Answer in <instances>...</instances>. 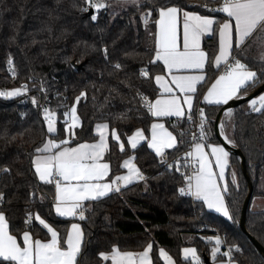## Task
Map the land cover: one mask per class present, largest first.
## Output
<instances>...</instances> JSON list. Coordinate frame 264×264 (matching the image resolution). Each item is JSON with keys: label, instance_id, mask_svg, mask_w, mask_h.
Returning <instances> with one entry per match:
<instances>
[{"label": "trees", "instance_id": "1", "mask_svg": "<svg viewBox=\"0 0 264 264\" xmlns=\"http://www.w3.org/2000/svg\"><path fill=\"white\" fill-rule=\"evenodd\" d=\"M103 2L108 7L92 9L97 15V20L92 21L91 15H87L89 11L79 10L84 6L82 0H0V87L12 90L26 85L28 88L24 95L7 100L0 98V169L5 166L10 169V174L0 171V193L3 194L0 212L6 216L10 233L19 243L25 230L30 231L33 239H50L35 221L36 214L61 236L76 221L54 214V185L40 182L31 168L30 154L50 138L40 109L32 103L35 97L39 104L44 102L45 107L56 113L58 134L52 138L57 141L69 138L65 128L70 121L65 123L64 113L73 104L79 126L72 130L70 146L95 141L94 126L99 123H106L110 131H117L125 148L121 151L118 143L109 137L104 160L110 165V180L122 173L121 162L131 155L146 177L119 193L84 204L87 210L85 219L80 220L83 243L78 264H109L99 253H109L113 246L121 251L141 252L148 243L153 244V264H164L159 255L161 250L169 253L175 264H192L180 255L181 249L188 246L196 250L200 264H204L203 255L212 264H220L228 259L222 255L226 252L222 244L228 249L233 246L231 257L237 264H264V257L250 240L252 237L264 247V210L251 209L253 199L264 198V115L249 112L244 103L233 109L232 117L225 122L226 132L245 159L247 177L253 188L245 215L248 235L239 227L248 185L237 155H230L237 185L232 184L230 173L226 177L229 191L225 194V203L232 217L227 220L178 191L184 186L182 173L189 174L188 167L179 160L181 152L189 147L187 133L175 132L182 143L167 152L168 159L173 161L171 170L160 165L146 141L136 149L128 146V137L138 129L148 138L152 122L138 93L153 100L159 93L154 77L165 72L163 65L154 61L158 17L154 10L161 5H177L185 11L207 14L204 6L217 8L221 0H140L143 7L139 8L120 0ZM147 11H153V15L145 25L141 14ZM215 17L221 19L223 14L215 13ZM105 46L107 60L102 51ZM202 46L209 60L205 80L196 93L197 102L218 74L213 67L218 34L205 38ZM256 51L252 47L247 52L248 63L260 72ZM9 58L13 61L15 76L9 72ZM117 61L122 65L119 70L113 68ZM142 69L148 71V76H140ZM261 79L264 80V74ZM41 82L47 89L46 98L39 90ZM261 85L249 87L247 93ZM82 91L85 96L76 101ZM200 108L213 127L212 119L222 107L200 105ZM33 189L34 197L30 195ZM26 209L33 217L32 225L27 228ZM215 236H220L223 243L221 254L214 262L211 256L214 241L206 242L204 238Z\"/></svg>", "mask_w": 264, "mask_h": 264}, {"label": "snow or ice", "instance_id": "2", "mask_svg": "<svg viewBox=\"0 0 264 264\" xmlns=\"http://www.w3.org/2000/svg\"><path fill=\"white\" fill-rule=\"evenodd\" d=\"M137 8L143 7L140 0H124ZM84 6H80L81 12H88L90 9L100 10L108 7L103 0H82ZM205 7V13L197 14L195 11H185L177 5H161L155 12H158V19L155 20L156 31L154 33V61L163 63L164 70L169 74L170 81L162 75L155 76V82L161 90V95L154 101L147 99L142 94L141 100L153 117H177L187 115L191 120L192 110L195 106V95L198 91L197 85L205 79L206 63L209 60L206 52L201 48V38L205 35L216 36L218 34L219 50L214 56L213 65L219 72L214 82L203 96L207 104L226 105L233 99H243L249 87L257 84H264L261 74H264V0H222L217 8ZM215 13H222L223 17L217 19ZM182 14V48L177 42V25ZM153 11L141 14V20L147 25ZM92 21L97 20V15L92 13ZM218 26V27H217ZM103 31V29H101ZM252 43H249V41ZM253 45L260 48L258 57L260 72L254 70L248 63L247 52ZM102 51L105 59H108L107 47ZM13 61L8 60L11 66ZM114 69H121L122 65L117 61L113 64ZM15 76V69H11ZM189 73V74H184ZM140 76H148V71L142 69ZM31 79V77H30ZM174 85L175 88L171 87ZM40 91L47 97V89L41 82ZM177 90L179 95H177ZM28 91L26 85L18 88L0 91V97L12 98ZM85 96L80 92L76 97L79 101ZM34 106L39 108L43 114V121L47 126V133L50 138L43 142L42 147L38 146L34 154H30L31 168L39 181L54 185L55 212L60 217H79L85 219L84 201H95L105 197L109 193H119L123 187H127L134 181L146 180V177L129 158L124 161L123 167L128 169L127 175H118L110 182H102L108 176L109 164L103 162V156L109 145L107 135L108 124H97L96 131L99 140L95 143H79L75 147L68 146V139L57 141L54 137L58 134L56 127V113L39 104L37 98H32ZM248 110L252 113L264 115V92L247 101ZM233 109L225 110L224 115L231 118ZM245 114H248L247 112ZM64 116L67 124L70 118L71 123L65 128V132L71 138L73 129L79 126L77 109L73 104ZM123 116V114H121ZM199 136L193 137L191 151L184 153L185 168H191V174L182 173L184 186L178 191L181 195H190L196 201H202L203 206L220 213L228 219H232L229 209L225 203L223 193L229 191L228 185L223 184L226 179V169L229 166L230 151L219 142H211L213 129L207 127L208 121L203 108L199 109ZM219 135L227 145L235 146V141L226 132L227 125L221 121L218 125ZM112 139L119 142V136L115 129L110 133ZM144 139L140 130L128 137V144L136 149L139 141ZM148 148L155 152L160 158L161 166L167 165V169L173 168L172 164L165 159V149L177 147L181 140H178L171 132L165 129L162 123H152L151 139L147 142ZM121 151L124 144H120ZM180 171V168L176 169ZM0 171L10 174V169L5 166ZM237 183L235 172L232 173V184ZM223 184V186H222ZM35 189L30 192L35 196ZM43 200V197H41ZM3 194L0 193V201ZM26 228L33 222L32 213L26 209ZM38 222L47 233L50 239H33L30 231L25 230L22 235L23 244H19L17 237L10 233L9 223L3 212H0V264H78V256L82 250V231L78 223H71L66 234L61 236L54 230L41 215H35ZM209 242L214 241L211 248V256L215 262L220 253L222 239L219 236L207 238ZM223 252L227 261L220 264H236L231 257V249ZM153 244L148 243L142 252L121 251L118 246L111 248L110 254L103 252L99 256L103 260H111V264H153L150 258ZM185 257L191 256L193 264H200L193 248L183 249ZM165 264H172V259L163 250L159 252Z\"/></svg>", "mask_w": 264, "mask_h": 264}, {"label": "crops", "instance_id": "3", "mask_svg": "<svg viewBox=\"0 0 264 264\" xmlns=\"http://www.w3.org/2000/svg\"><path fill=\"white\" fill-rule=\"evenodd\" d=\"M157 19H158V17H157ZM182 33H183V26H182V14H181V16H180V20L178 21V25H177V42H178V46H180L181 48H182V44H183V40H182ZM209 37H211V35H205L204 37H202L201 38V48L203 49V46H202V43H203V40L205 39V38H209ZM218 40H219V38H218ZM249 43H252V41L250 40L249 41ZM204 50V49H203ZM218 50H219V44H218ZM218 50H217V54H218ZM158 62H160V61H158ZM162 65H163V63L162 62H160ZM164 67V66H163ZM213 67H214V65H213ZM215 68V67H214ZM216 69V68H215ZM184 74H189V73H184ZM160 75H162V76H164L166 79H168L169 81H170V76H169V74L165 71L163 74H160ZM204 75H205V77H206V74H205V72H204ZM217 75H219V72H218V74ZM216 75V76H217ZM216 76L212 79V81L207 85V87L205 88V90L203 91V93H202V95H201V97H200V99H199V101L197 102L196 101V95H195V101H194V104H195V106H194V108H193V110L192 111H194L197 107H200V105H207V106H220V107H224V106H226V105H215V104H207L206 102H204L203 101V96H204V94H206V92H207V90H208V88L211 86V84L214 82V80H215V78H216ZM205 80V79H204ZM203 80V81H204ZM203 81H201L198 85H197V89H198V87H199V85L200 84H202L203 83ZM153 82H154V84H155V86L157 87V89H158V95L152 100V101H154L158 96H160L161 95V90H160V88H159V86L156 84V82H155V77H154V80H153ZM171 87H173V88H175V86L174 85H171ZM177 95H179V92H178V90H177V93H176ZM248 94V93H247ZM246 94V95H247ZM233 100H235V99H233ZM233 100H231V101H233ZM231 101H229L228 103H230ZM247 108H248V104H247ZM187 112H188V109H187V106H185V113H186V115H187ZM219 112V111H218ZM217 112V113H218ZM206 115V114H205ZM216 116H217V114H216ZM216 116L212 119V121H213V127H211L210 126V122L208 121V119H207V121H208V124H207V127H211L212 129H213V135H212V138H211V142H213V143H216V142H219L218 140H217V138H216V135H215V128H214V121H215V118H216ZM151 117H152V122H151V124H150V129H149V136H148V138H146L145 137V135H144V139H141L140 141H139V143H138V145L137 146H139L140 144H142L144 141H146V142H148L150 139H151V125H152V123H162L163 125H164V127H165V129H167L169 132H171L174 136H176V133H175V131L174 130H171V129H169L168 127H167V121H169V120H172V119H181V118H177V117H174V116H172V117H159V118H157V117H153L152 115H151ZM206 118H207V116H206ZM69 121H70V118H69ZM71 123V121L69 122V124ZM99 124H105V123H99ZM96 126H97V124L94 126V133L96 134V136H97V138H96V140L95 141H93V142H83V143H95V142H97L98 140H99V134H98V132L96 131ZM46 128H47V126H46ZM138 130H140V129H138ZM137 131V130H136ZM136 131H134V132H136ZM141 132H143L142 130H140ZM133 132V133H134ZM110 133H111V131H110V129H109V133H108V135H107V143H108V139H109V137L111 136L110 135ZM132 133V134H133ZM131 134V135H132ZM143 134H144V132H143ZM130 135V136H131ZM68 137H69V135H68ZM112 138V137H111ZM66 139H68L69 140V138H66ZM114 140V139H113ZM114 141H116V140H114ZM117 142V141H116ZM118 143V145H119V148H120V144H121V141H120V139H119V142H117ZM220 143V142H219ZM221 144V143H220ZM77 144H75V145H72L71 147H75ZM147 145H148V143H147ZM222 145V144H221ZM68 146H70V145H68ZM128 146L130 147V149H132L131 148V146L128 144ZM42 147V146H41ZM150 149V148H149ZM174 148H172V149H165V155L167 154V152L168 151H171V150H173ZM108 150V149H107ZM107 150L105 151V153H104V156H103V162H106L105 160H104V157H105V154H106V152H107ZM120 150H121V148H120ZM154 154H155V152L152 150V149H150ZM231 155V154H230ZM129 158H131L132 159V161H133V163L136 165V163H135V157L133 156V155H131V156H128V157H126V158H124L123 160H122V162H121V167H122V169H123V171H122V173L120 174V175H127V173H128V169L127 168H125V167H123V163H124V161L125 160H127V159H129ZM158 158V157H157ZM160 160V158H158V161ZM106 163H108V162H106ZM109 164V163H108ZM137 167V166H136ZM109 168H110V165H109ZM234 171H233V169L231 168V166H230V156H229V166L227 167V169H226V177H227V175H228V173H230L231 174V177H232V173H233ZM109 174H110V171H109ZM109 174H108V176H106V177H104V179H103V181L102 182H110L111 180L109 179ZM115 178V177H114ZM113 178V179H114ZM39 180V179H38ZM41 182V181H40ZM136 182H139V181H134L133 183H131L130 185H132V184H134V183H136ZM43 183V182H42ZM223 184H227V181H226V179H225V181L223 182ZM223 184H222V186H223ZM130 185H128V186H130ZM127 186V187H128ZM124 188H126V187H123L122 189H124ZM121 189V190H122ZM111 193H109L108 195H110ZM225 194L226 193H223V195H224V197H225ZM108 195H106V196H108ZM105 196V197H106ZM102 198H104V197H102ZM101 199V198H100ZM192 200H194V198L192 197ZM194 201H196V200H194ZM87 202H90V201H84L83 203L85 204V203H87ZM199 202H201L202 204H203V202L202 201H199ZM54 204H55V200H54V203H53V212H54V214L56 215V216H58L57 215V213L55 212V207H54ZM204 208L207 210V211H209V212H212V213H214V214H217V215H220V216H222L223 218H225V219H227V220H229L228 218H226V217H224L223 215H221L220 213H217V212H215L214 210H210V209H208L206 206H204ZM257 209V208H256ZM255 209V211H261V210H256ZM59 218H62V219H75L76 221H74V222H72V223H78L79 225H80V227H81V231H82V226H81V219H79V217L77 216V217H60V216H58ZM38 223V222H37ZM71 225V224H70ZM41 226V225H40ZM42 227V226H41ZM70 227V226H69ZM43 228V227H42ZM44 229V228H43ZM46 230V229H45ZM55 230V229H54ZM47 231V230H46ZM23 235V234H22ZM49 236H50V234H49ZM19 243V242H18ZM82 243H83V231H82ZM19 244H23V240H22V236H21V243H19ZM142 252V251H141ZM133 253H139V252H133ZM105 254H110V252L109 253H105ZM150 258H151V252H150ZM103 260V259H102ZM103 261H109V264H111V260L109 259V260H103ZM237 264V263H236Z\"/></svg>", "mask_w": 264, "mask_h": 264}, {"label": "water", "instance_id": "4", "mask_svg": "<svg viewBox=\"0 0 264 264\" xmlns=\"http://www.w3.org/2000/svg\"><path fill=\"white\" fill-rule=\"evenodd\" d=\"M92 13H93V10L90 9L89 12L87 13V15L90 16ZM79 67L80 66H77V68H79ZM261 92H264V84L259 86L257 89L251 91L247 95H245L243 99H235V100L231 101L230 103H228L226 106L222 107L219 110V112L217 113V116H216L215 121H214L215 135H216L217 140L222 144V146H224L227 150L230 151V154H234V155H237L239 157V160L241 162L243 175H244V177L247 180L248 193H247V196H246V198L244 200V203L242 205L241 216H240V221H239V227H240L241 231H243L247 235H248V233H247V230H246V227H245V215H246L247 208H248V206L250 204V199H251V196H252L253 188H252V185L249 182L248 177H247L245 159H244L243 155L241 154V152L235 146L227 145V144L224 143L223 139L219 135L218 125L220 124L221 116H222V114L225 113V110H227L228 108L235 109L238 106H240V105H242L244 103H247V101L249 99L257 96ZM250 240H251L252 244L254 245V247L262 255V257H264V247L260 243H258L255 239H253L252 237H250ZM203 263L204 264H212L210 262V260L205 255H203Z\"/></svg>", "mask_w": 264, "mask_h": 264}, {"label": "built area", "instance_id": "5", "mask_svg": "<svg viewBox=\"0 0 264 264\" xmlns=\"http://www.w3.org/2000/svg\"><path fill=\"white\" fill-rule=\"evenodd\" d=\"M221 3H222V0H221ZM11 69H12V65L9 66V72H12ZM7 90H9V89H7V88H1L0 87V91H7ZM40 93L42 95H44V92L40 91ZM0 98H3L5 100L9 99V98H5V97H0ZM40 105L44 106L45 103L42 102ZM199 109H201V108L200 107H197L194 111H192L191 120L189 119L188 115H185L181 119H172V120L167 121V127L169 129L174 130L178 134H184V133L185 134L186 133L188 134L189 147L187 149L183 150L181 152V154L179 155V160L183 164H185L184 153L187 152V151H191V145L193 143V137L194 136L195 137H198L199 136V129H198V124H199V120H200V117H199ZM40 113H41V115L43 117V114H42L41 110H40ZM226 119H227V117L224 114H222L221 119H220V122L223 121V120H226ZM179 125H183V126H179ZM165 159L167 160V163L173 165V161H171V160L168 159L167 154L165 155ZM164 167L167 168V165H164ZM188 169H189V175H190L191 174V168L188 167ZM185 196H187V195H185ZM207 238L208 237L204 238V240L206 242H208ZM222 247H224L226 249V252L229 251V249L226 248V246H224V244H222Z\"/></svg>", "mask_w": 264, "mask_h": 264}, {"label": "rangeland", "instance_id": "6", "mask_svg": "<svg viewBox=\"0 0 264 264\" xmlns=\"http://www.w3.org/2000/svg\"><path fill=\"white\" fill-rule=\"evenodd\" d=\"M120 1H123V3L125 4V5H127L125 2H124V0H120ZM253 47H256L257 48V51H256V53H255V56L256 57H259V55H260V52H258L259 50H260V48L259 47H257L256 45H253ZM261 51V50H260ZM25 93H23V95H24ZM22 95V94H21ZM20 96V95H19ZM229 117H227V119L226 120H223L224 122H226V121H229ZM235 185H237V183L235 184ZM257 208V209H256ZM251 209L252 210H264V198H255V199H253V201H252V204H251ZM185 248H193V247H190V246H188V247H184V248H182L181 249V252H180V255H181V257L183 258V259H185V260H187V259H190L191 260V262H192V264H193V259H192V257L189 255V256H187V257H185V254H184V252H183V249H185ZM194 249V248H193ZM164 251V250H163ZM167 253V252H166ZM167 255L172 259V264H175V262H174V260H173V258L171 257V255L169 254V253H167ZM196 256L199 258V256H198V254H197V252H196ZM162 259V258H161ZM163 260V259H162ZM200 261V260H199ZM163 262H164V260H163ZM164 264H165V262H164Z\"/></svg>", "mask_w": 264, "mask_h": 264}]
</instances>
